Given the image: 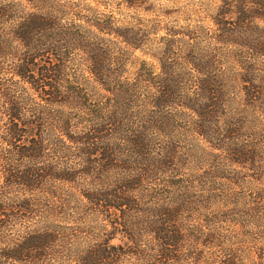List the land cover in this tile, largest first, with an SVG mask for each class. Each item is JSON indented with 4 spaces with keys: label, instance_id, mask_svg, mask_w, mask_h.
I'll return each instance as SVG.
<instances>
[{
    "label": "trees",
    "instance_id": "trees-1",
    "mask_svg": "<svg viewBox=\"0 0 264 264\" xmlns=\"http://www.w3.org/2000/svg\"><path fill=\"white\" fill-rule=\"evenodd\" d=\"M149 1L0 0V264H251L264 0Z\"/></svg>",
    "mask_w": 264,
    "mask_h": 264
},
{
    "label": "rangeland",
    "instance_id": "rangeland-1",
    "mask_svg": "<svg viewBox=\"0 0 264 264\" xmlns=\"http://www.w3.org/2000/svg\"><path fill=\"white\" fill-rule=\"evenodd\" d=\"M149 4L154 6V13H164L162 15L165 24L184 23L186 12H189L193 5V0H150ZM154 13L142 11L146 17H153ZM164 30L160 31L163 34ZM264 157V153L262 154ZM257 179L251 187L250 196H245L247 203L253 207L251 224L245 229L250 230V238H246L251 246V264H264V158L259 162Z\"/></svg>",
    "mask_w": 264,
    "mask_h": 264
}]
</instances>
